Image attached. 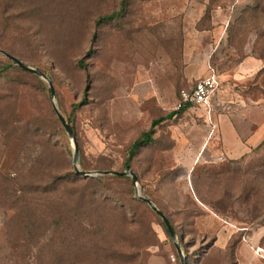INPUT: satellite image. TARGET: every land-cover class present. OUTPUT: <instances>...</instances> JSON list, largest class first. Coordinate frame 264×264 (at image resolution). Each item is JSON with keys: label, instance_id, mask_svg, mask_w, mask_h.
<instances>
[{"label": "rangeland", "instance_id": "rangeland-1", "mask_svg": "<svg viewBox=\"0 0 264 264\" xmlns=\"http://www.w3.org/2000/svg\"><path fill=\"white\" fill-rule=\"evenodd\" d=\"M121 2L0 0V49L51 79L80 170L138 176L142 195L175 226L188 264H264V145L214 162L206 143L203 159L181 163L182 146L200 153L210 128L190 110L166 118L124 165L130 145L175 112L191 85L186 53L214 64L264 57V0H125L119 16L97 24ZM167 36L178 37V60L165 71ZM73 152L49 84L0 53V264H182L131 177L72 185L84 177ZM116 204L124 218L109 209Z\"/></svg>", "mask_w": 264, "mask_h": 264}, {"label": "crops", "instance_id": "crops-1", "mask_svg": "<svg viewBox=\"0 0 264 264\" xmlns=\"http://www.w3.org/2000/svg\"><path fill=\"white\" fill-rule=\"evenodd\" d=\"M199 42V40L191 41L190 45L198 46ZM207 45L210 46V43ZM247 48L249 51L250 47ZM185 62V75L188 80H192L191 85L205 76L214 74L219 88L210 97L208 104L181 111H201L210 127L205 138L207 141L203 142L200 153L196 148L182 146L177 156L182 159L181 163L191 160L199 162L203 159L206 143L210 146L209 157L214 162L237 161L262 147L264 145V57L247 54L236 64L231 62L214 64L211 59H204L192 49V52L186 53ZM154 90L157 91L156 88ZM161 106L163 109L168 107V105Z\"/></svg>", "mask_w": 264, "mask_h": 264}, {"label": "trees", "instance_id": "trees-1", "mask_svg": "<svg viewBox=\"0 0 264 264\" xmlns=\"http://www.w3.org/2000/svg\"><path fill=\"white\" fill-rule=\"evenodd\" d=\"M124 8H125V0H122V2H121V7H120V11H118V12H116V13H112V14H110V15H107V16H105V17H102V18H100L98 21H97V24H100L101 22H105V21H109V20H112V19H114L115 17H117V16H119L122 12H123V10H124ZM178 37L176 36V37H174V38H172V37H169V36H167V37H165V39H164V44H162V47H163V56L162 57H164V58H162V67H164V70L165 71H167V70H169L168 68H170V70L171 69H174L175 68V63L177 62V60H178ZM2 50V49H1ZM12 55V54H11ZM14 56V55H13ZM7 58V57H6ZM8 59V58H7ZM8 60H10V59H8ZM11 61V60H10ZM139 63V62H138ZM19 67V66H18ZM134 67V63H131L130 64V68L132 69ZM21 68V67H20ZM21 69H23V68H21ZM176 70V69H175ZM180 77H181V75H180ZM105 85H106V88H107V83H105ZM187 88V87H186ZM56 113V112H55ZM57 115V114H56ZM176 115V112H173V113H170L167 117H162V118H159V119H156V120H153L152 122H151V126H150V128H149V130H147V131H144V132H142L141 133V135L130 145V147H129V150H128V156H127V158H126V161H125V167H129L130 166V164H131V162H132V160L134 159V157L136 156V154H137V152L142 148V147H144V146H146V145H148L149 143H151L152 142V140H153V134L155 133V128L159 125V124H161L163 121H165L166 120V118H172V117H174ZM57 118H58V116H57ZM59 119V118H58ZM59 121H60V119H59ZM68 122V121H67ZM60 123H61V121H60ZM68 124H69V126L72 128V130H73V132H74V134H75V130H74V128L71 126V124H70V122H68ZM61 125H62V123H61ZM64 128V127H63ZM65 130V129H64ZM137 176V175H136ZM118 177H120V178H129V177H127V176H118ZM138 177V176H137ZM91 180V178L90 177H79V176H77V177H75L74 179H72V185H85V186H88L89 185V181ZM133 182V181H132ZM143 196H145V195H143ZM146 198H148V199H150L154 204H155V202L151 199V198H149V197H147V196H145ZM84 198V195L83 196H81V200ZM136 199H138V201H140L141 203H143L144 205H146L147 207H149L144 201H142L141 199H139V198H136ZM105 203H106V200H101L100 201V205H102V206H104V207H102L103 209H106L105 207H106V205H105ZM156 206H157V204H155ZM150 208V207H149ZM157 208L162 212V213H164V215L168 218V220L170 221V223L172 224V226H173V228L175 229V226L173 225V223L171 222V220L169 219V217L166 215V213L165 212H163L158 206H157ZM110 210H112V211H114V212H118V213H120L121 215H122V217L124 218L125 216H126V213H125V210L121 207V206H118L117 204L115 205V206H113V208H109ZM151 209V208H150ZM152 210V209H151ZM108 211V210H107ZM153 211V210H152ZM108 212H110V211H108ZM154 212V211H153ZM155 213V212H154ZM156 215H157V213H155ZM158 217H160L159 215H157ZM160 219H161V217H160ZM163 222V221H162ZM79 224V223H78ZM163 226H164V229H165V231L167 232V234L169 235V233H168V231H167V227H166V225L164 224V222H163ZM175 231H176V229H175Z\"/></svg>", "mask_w": 264, "mask_h": 264}, {"label": "water", "instance_id": "water-1", "mask_svg": "<svg viewBox=\"0 0 264 264\" xmlns=\"http://www.w3.org/2000/svg\"><path fill=\"white\" fill-rule=\"evenodd\" d=\"M0 53L2 55H4L5 57H7L8 59H10L15 65L23 68L24 70L42 78L43 80H45L48 84H49V88H50V93H51V98L53 101V107L54 110L58 116V118L60 119L62 126L64 127L66 133L68 134L69 138L72 139L73 143H74V152H73V157H74V164H75V169L77 171L78 174L85 176V177H95L98 175H116V176H127V177H131L133 184L135 186V195L137 198L141 199L142 201H144L155 213H157V215H159L161 217V219L163 220L164 224L167 227V231L169 233L170 238L172 239V241L174 242L177 254L180 258V261L182 264H188V260L187 257L184 254L183 248L179 242L177 233L175 231V229L173 228L172 224L170 223V221L168 220V218L164 215V213H162L157 207L156 205L148 198H146L145 196L142 195L141 192V188L139 185V180L138 177L136 176V174L131 171H122V172H118V171H94V172H87V171H82L78 168L77 165V160H78V148H77V144H76V140H75V134L72 130V128L69 126L68 122L64 119V117L62 116V114L60 113L55 98H56V91L54 88V85L51 81V79L42 71H40L38 68H33L31 66H29L28 64H26L25 62H23L22 60L18 59L17 57L11 55L10 53L1 50L0 49Z\"/></svg>", "mask_w": 264, "mask_h": 264}, {"label": "built area", "instance_id": "built-area-1", "mask_svg": "<svg viewBox=\"0 0 264 264\" xmlns=\"http://www.w3.org/2000/svg\"><path fill=\"white\" fill-rule=\"evenodd\" d=\"M218 88L219 83L214 74L197 80L193 85L179 91L174 111L181 112L187 108L208 104L210 97Z\"/></svg>", "mask_w": 264, "mask_h": 264}, {"label": "bare ground", "instance_id": "bare-ground-1", "mask_svg": "<svg viewBox=\"0 0 264 264\" xmlns=\"http://www.w3.org/2000/svg\"><path fill=\"white\" fill-rule=\"evenodd\" d=\"M260 251V250H259Z\"/></svg>", "mask_w": 264, "mask_h": 264}]
</instances>
